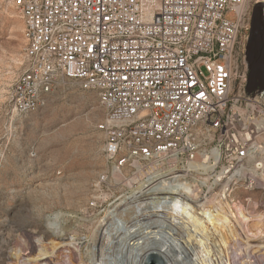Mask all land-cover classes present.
<instances>
[{
    "label": "built area",
    "instance_id": "obj_1",
    "mask_svg": "<svg viewBox=\"0 0 264 264\" xmlns=\"http://www.w3.org/2000/svg\"><path fill=\"white\" fill-rule=\"evenodd\" d=\"M251 1L13 0L26 45L8 103L25 115L74 81L105 110L98 129L112 167L154 183L208 178L204 195L225 180L228 194L264 190V58L254 75L237 55Z\"/></svg>",
    "mask_w": 264,
    "mask_h": 264
},
{
    "label": "rangeland",
    "instance_id": "obj_2",
    "mask_svg": "<svg viewBox=\"0 0 264 264\" xmlns=\"http://www.w3.org/2000/svg\"><path fill=\"white\" fill-rule=\"evenodd\" d=\"M250 8L254 32H243L237 55L240 70L247 65L255 75L262 66L255 61L257 56L264 58L263 40L255 36L263 33L264 0H252ZM24 31V20L13 0H0V264H10L14 249L22 248L28 254L36 240L53 239L50 219L57 213L73 229L64 240L78 231L80 250L86 257L90 229L121 196L132 193L141 175L124 169L121 179L113 177L103 152L105 135L98 129L105 110L94 91L69 81L48 98L45 107L25 115L13 111L7 93L23 69ZM244 57L246 63L242 64ZM234 193L239 200L253 196L264 209V190L239 187ZM258 255L256 264H264L262 252ZM52 256H44L42 263L50 264Z\"/></svg>",
    "mask_w": 264,
    "mask_h": 264
},
{
    "label": "bare ground",
    "instance_id": "obj_3",
    "mask_svg": "<svg viewBox=\"0 0 264 264\" xmlns=\"http://www.w3.org/2000/svg\"><path fill=\"white\" fill-rule=\"evenodd\" d=\"M193 164L197 170L202 167L209 171L210 167L201 160ZM111 172L113 177L122 178L121 169L113 166ZM162 177L154 183V176L141 175L130 195L121 196V201L100 221L95 219L97 226L85 235L89 241L86 257L80 250L78 231L71 234L70 240H64L73 229L66 227L57 213L50 219L54 238L49 242L36 240L28 254H23L22 248L14 249L10 264H49L42 263L46 255L56 257H49L50 264H59V258L63 264H143L149 252L159 253L166 264H256L259 252L264 256V209L259 208L253 196L239 200L236 193L228 194L230 180L215 188L209 185L210 191L204 195L199 188L206 185L208 178L197 185L196 179L186 176ZM260 180L264 183V170ZM158 203L163 204L159 207ZM159 211L165 219L156 223L151 217ZM62 245L65 248L61 249Z\"/></svg>",
    "mask_w": 264,
    "mask_h": 264
},
{
    "label": "water",
    "instance_id": "obj_4",
    "mask_svg": "<svg viewBox=\"0 0 264 264\" xmlns=\"http://www.w3.org/2000/svg\"><path fill=\"white\" fill-rule=\"evenodd\" d=\"M143 264H166V261L159 253L149 252L145 256Z\"/></svg>",
    "mask_w": 264,
    "mask_h": 264
}]
</instances>
